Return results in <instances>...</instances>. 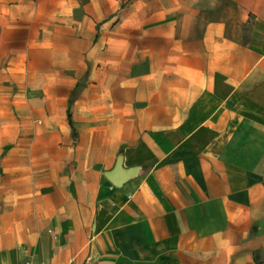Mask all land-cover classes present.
Instances as JSON below:
<instances>
[{
    "label": "crops",
    "instance_id": "0c3cea01",
    "mask_svg": "<svg viewBox=\"0 0 264 264\" xmlns=\"http://www.w3.org/2000/svg\"><path fill=\"white\" fill-rule=\"evenodd\" d=\"M84 8L113 28L105 98L76 100L90 128L58 160L0 128V264H264V0ZM120 154L141 172L116 187Z\"/></svg>",
    "mask_w": 264,
    "mask_h": 264
},
{
    "label": "rangeland",
    "instance_id": "374dc122",
    "mask_svg": "<svg viewBox=\"0 0 264 264\" xmlns=\"http://www.w3.org/2000/svg\"><path fill=\"white\" fill-rule=\"evenodd\" d=\"M89 2L0 0V54L2 49L11 52V58L0 62V114L12 117L0 120V128L12 134L5 150L28 145L34 147L37 163L50 154L58 160L61 147L77 144L80 131L90 128L91 122L76 114L75 103L81 97L88 103L92 96L95 102L105 98L106 90L91 89L90 71L104 64L113 28L104 20L78 23ZM92 47L97 50L94 58ZM2 73H9L10 79L2 82ZM68 113L73 115L77 137ZM93 124L106 130V121Z\"/></svg>",
    "mask_w": 264,
    "mask_h": 264
},
{
    "label": "water",
    "instance_id": "95a60500",
    "mask_svg": "<svg viewBox=\"0 0 264 264\" xmlns=\"http://www.w3.org/2000/svg\"><path fill=\"white\" fill-rule=\"evenodd\" d=\"M141 169L138 167L126 168L124 156L120 154L113 169L105 171V177L116 187H123L128 181L138 176Z\"/></svg>",
    "mask_w": 264,
    "mask_h": 264
},
{
    "label": "trees",
    "instance_id": "16d2710c",
    "mask_svg": "<svg viewBox=\"0 0 264 264\" xmlns=\"http://www.w3.org/2000/svg\"><path fill=\"white\" fill-rule=\"evenodd\" d=\"M68 120H69V123L71 125L74 136L77 137L78 136V130H77L73 115L71 113H68Z\"/></svg>",
    "mask_w": 264,
    "mask_h": 264
},
{
    "label": "built area",
    "instance_id": "2783aa9c",
    "mask_svg": "<svg viewBox=\"0 0 264 264\" xmlns=\"http://www.w3.org/2000/svg\"><path fill=\"white\" fill-rule=\"evenodd\" d=\"M25 264H37V263L33 261L32 259H29L28 261H26Z\"/></svg>",
    "mask_w": 264,
    "mask_h": 264
}]
</instances>
